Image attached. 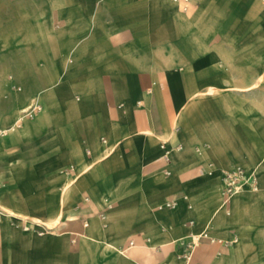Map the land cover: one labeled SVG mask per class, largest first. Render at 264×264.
Listing matches in <instances>:
<instances>
[{
  "label": "crops",
  "instance_id": "1",
  "mask_svg": "<svg viewBox=\"0 0 264 264\" xmlns=\"http://www.w3.org/2000/svg\"><path fill=\"white\" fill-rule=\"evenodd\" d=\"M0 210V264H264V0H0Z\"/></svg>",
  "mask_w": 264,
  "mask_h": 264
},
{
  "label": "built area",
  "instance_id": "2",
  "mask_svg": "<svg viewBox=\"0 0 264 264\" xmlns=\"http://www.w3.org/2000/svg\"><path fill=\"white\" fill-rule=\"evenodd\" d=\"M177 1V0H172ZM104 142V140H102ZM224 189L223 195L225 197V201L229 200L231 197L237 195L241 191V187L244 183H251L253 189H255V181L252 175H246L243 170L235 169L231 172L225 173L223 177ZM0 215H2V211L0 210ZM205 235H203L204 237ZM186 257L188 255H185Z\"/></svg>",
  "mask_w": 264,
  "mask_h": 264
}]
</instances>
